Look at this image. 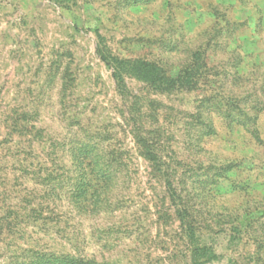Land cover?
I'll return each mask as SVG.
<instances>
[{"label": "rangeland", "instance_id": "1", "mask_svg": "<svg viewBox=\"0 0 264 264\" xmlns=\"http://www.w3.org/2000/svg\"><path fill=\"white\" fill-rule=\"evenodd\" d=\"M98 34L117 56L168 71L206 47L217 78L208 87L243 113L227 118L198 92L161 93L127 77L132 105L97 53ZM135 122L157 132L163 171L144 155ZM0 132L11 160L36 139L71 168L83 149L89 168L97 160L109 173L87 201L62 198L58 223L1 242L0 264L41 251L79 264H194L168 173L209 248L202 264H264V0H0ZM12 164L0 185L16 197L27 182Z\"/></svg>", "mask_w": 264, "mask_h": 264}, {"label": "trees", "instance_id": "2", "mask_svg": "<svg viewBox=\"0 0 264 264\" xmlns=\"http://www.w3.org/2000/svg\"><path fill=\"white\" fill-rule=\"evenodd\" d=\"M97 39V53L112 70L116 90L123 96L122 98H129L128 101L130 100L129 103L132 105L136 101L132 99L135 97L130 93L127 77H135L138 81L144 83L146 87L161 93L175 91L198 92L201 103L206 102L208 107L219 108L226 114L227 118L241 115L240 113L236 114L238 110L242 111L237 99L225 93L222 94L211 86L208 87L207 80L215 70L208 61L206 47L199 46L191 50L188 61L183 68L177 71H168L163 66L143 58H121L108 47L102 34H98ZM216 79L215 74H213L211 81L217 83ZM13 125V128H17L19 124L16 122ZM9 126H11V123ZM143 126L135 122L132 131L136 133L135 136L144 149L146 158L153 162L154 167L163 171L162 166L165 163L162 162L161 157L157 155L153 148L157 132L154 133L150 129L147 131L144 129V132H142ZM26 127L27 130L33 133L34 125H26ZM1 136L0 132V171L6 170L9 162L13 161L12 165H15V169L20 171L27 183L23 190L19 191V196L16 197H13L8 193L7 188L0 185V243L14 244L15 241L12 240L15 239V235L25 233L31 224L41 230H46L44 225L58 223L55 221L57 217L60 218L64 215L59 209L62 198H65L64 201L68 203L74 198H79L83 203L87 199L89 190L92 195L96 193V190H93L96 183L93 184L92 181L97 178L98 180H96L99 182L109 175L107 169L103 168L97 160L89 168L91 162L87 159L92 154H87L83 149L80 153L74 155V161L71 165H74L75 168H71L64 163L57 152L47 150L46 142H41L43 146H39V144L36 146L37 143L34 144L37 141L36 139L30 140V145L26 147L18 146L11 160L10 150L5 151L3 149L5 148L3 143L9 142V140L6 139V136L1 139ZM37 152L39 154H36ZM84 163H86V167L83 165ZM77 170L79 174L76 177L74 174ZM70 172L73 174H70ZM168 174L166 180L167 191L170 194L176 216L180 220L189 241L192 261L194 264H202L209 260L207 259L210 257L209 248L206 247L207 244L200 240L195 224L189 219L185 199L182 192L175 186L173 175H171L173 173ZM78 177H80V182H75ZM15 199L16 201H14ZM22 262L21 264H79L85 263V259L61 251L54 253L41 251Z\"/></svg>", "mask_w": 264, "mask_h": 264}]
</instances>
